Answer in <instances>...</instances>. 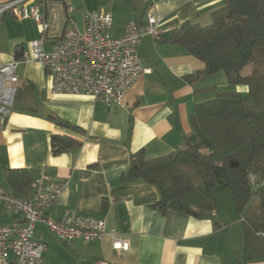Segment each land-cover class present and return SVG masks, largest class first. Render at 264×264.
Masks as SVG:
<instances>
[{
    "label": "crops",
    "instance_id": "0c3cea01",
    "mask_svg": "<svg viewBox=\"0 0 264 264\" xmlns=\"http://www.w3.org/2000/svg\"><path fill=\"white\" fill-rule=\"evenodd\" d=\"M11 1L0 0V4ZM36 4L45 16H56L62 29L67 7L73 8L71 17L82 28L83 15L78 22L72 0ZM102 4L113 17L115 37L123 35L131 21L146 27L148 14L163 19L160 34L146 35L138 49L143 73L121 105L107 108L85 95L54 94L51 75L40 64H21L16 72L18 95L11 116L0 128V188L28 199L32 184L47 178L63 187L59 202L48 212L51 218L71 214L103 219L128 243V249H115L110 236L91 243H64L38 224L35 238L47 245L44 264H264V259H245L242 219L246 217H235L232 199L228 217L218 209L207 218L174 210L163 214L154 207L160 199L157 188L128 179L131 157L139 151L156 158L181 150L192 132L190 115L195 105L213 96L204 90L221 88L218 76L191 81L205 64L179 45L162 43L160 35L185 23L210 25L223 1L103 0ZM32 20L11 12L0 18V66L16 58L17 47L28 52L31 42L41 36L39 23L28 22ZM27 24L34 28L30 38L12 32L25 30ZM237 91L248 92V88L237 87ZM53 117L79 130L61 127ZM54 136L71 138L77 145L54 154ZM9 170L27 171L31 187L17 192L7 180ZM23 223L21 216L0 206V225Z\"/></svg>",
    "mask_w": 264,
    "mask_h": 264
},
{
    "label": "trees",
    "instance_id": "16d2710c",
    "mask_svg": "<svg viewBox=\"0 0 264 264\" xmlns=\"http://www.w3.org/2000/svg\"><path fill=\"white\" fill-rule=\"evenodd\" d=\"M222 1L210 25L185 23L160 35V41L181 46L205 64L191 81L223 72L234 90H204L213 97L195 105L190 115L192 132L185 137L184 147L156 158L139 151L131 157L128 179L157 188L160 199L154 207L163 214L174 210L209 217L205 213L218 209L217 185L230 192L238 214L258 197L259 211L242 219L245 259L257 261L264 259L260 235L264 234V0ZM21 54L17 47L15 57ZM250 64L251 73L244 75ZM241 86L248 88L247 95L237 91ZM52 119L61 127L79 130ZM75 145L71 138H52L54 154ZM7 180L17 192L32 184L30 174L22 170H9Z\"/></svg>",
    "mask_w": 264,
    "mask_h": 264
},
{
    "label": "built area",
    "instance_id": "2783aa9c",
    "mask_svg": "<svg viewBox=\"0 0 264 264\" xmlns=\"http://www.w3.org/2000/svg\"><path fill=\"white\" fill-rule=\"evenodd\" d=\"M38 1L0 4V18L11 12L22 20L32 18L41 27V36L31 42L28 52L0 66V128L7 123L15 104L19 88L16 72L21 64H40L51 75L54 94L85 95L107 108L121 105L143 73L138 49L146 35L160 34L163 19L148 14L146 27L131 21L125 33L115 37L110 13L85 12L80 28L71 17L75 10L68 6L62 29L56 16L42 13ZM31 2L34 5L28 8ZM251 180L255 182V176L251 175ZM62 190L61 185L47 178L32 184L28 199L0 188V206L24 220L23 224L0 225V264H44L47 245L35 238L38 224L45 225L64 243L75 240L91 243L110 236L115 249H128V243L116 230H109L103 219L71 214L51 218L48 212L59 202ZM260 235L264 238V234Z\"/></svg>",
    "mask_w": 264,
    "mask_h": 264
},
{
    "label": "rangeland",
    "instance_id": "374dc122",
    "mask_svg": "<svg viewBox=\"0 0 264 264\" xmlns=\"http://www.w3.org/2000/svg\"><path fill=\"white\" fill-rule=\"evenodd\" d=\"M103 0H72V4L75 8H78V11L75 12L74 16L76 17L77 21L80 22L82 15L85 12H106V10L102 9L103 6ZM59 14H61V11H58ZM32 24H38V22L35 20L28 21ZM27 24V29L22 30L21 28H17L15 31H12L14 34L17 35H22L25 36V39L30 38V33L34 32L33 26H28ZM40 24H38V29L40 30L39 27ZM22 30V32H21ZM12 33V34H13ZM264 68V67H263ZM252 71V64L247 66V68L244 70L243 74L244 75H249ZM215 76L217 84L221 87L219 88L221 91H233L234 88L229 86L226 75L221 72ZM244 94H248V92H243ZM213 97V96H212ZM215 196L217 198L218 202V211L221 213V215H225L228 217L229 213V204H230V199H231V194L228 190L223 189L220 185L215 186ZM260 207V201L258 197H253L251 201L247 204V206L243 209L242 213L238 214L237 211H234L235 217L240 220L242 217H250L251 215L257 213L259 211ZM235 210V209H234ZM225 217V216H224ZM238 227H241V223H238ZM236 232V236H237ZM244 252V251H243Z\"/></svg>",
    "mask_w": 264,
    "mask_h": 264
},
{
    "label": "water",
    "instance_id": "95a60500",
    "mask_svg": "<svg viewBox=\"0 0 264 264\" xmlns=\"http://www.w3.org/2000/svg\"><path fill=\"white\" fill-rule=\"evenodd\" d=\"M212 185L214 186L215 185V183L214 182H212ZM205 215H211L210 213H205Z\"/></svg>",
    "mask_w": 264,
    "mask_h": 264
}]
</instances>
